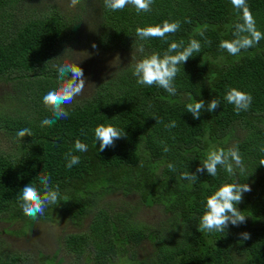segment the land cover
Masks as SVG:
<instances>
[{"label":"trees","instance_id":"trees-1","mask_svg":"<svg viewBox=\"0 0 264 264\" xmlns=\"http://www.w3.org/2000/svg\"><path fill=\"white\" fill-rule=\"evenodd\" d=\"M37 1L0 0V221L19 223L0 230V264H264V0H154L140 13L132 5L111 11L104 0H79L74 7L70 0L61 6L44 0L37 10ZM165 21H180L179 30L137 37V28ZM253 30L261 34L258 42ZM244 38L252 46L236 55L220 47ZM191 40L201 49L178 65L176 95L137 83L138 61ZM63 55L81 57L97 79L89 73L91 91L65 106L67 119L41 127L52 113L40 88L52 84L49 75L57 77L53 65ZM232 88L252 95L247 111L237 114L224 99ZM214 98L220 107L202 110L200 120L187 113L188 103ZM172 121L176 126L169 129ZM101 123L125 131L126 138L99 152L94 130ZM24 128L31 136L18 137ZM77 139L86 152L75 151ZM221 148L238 149L243 173L235 165V176L222 166L215 177L206 169L196 173ZM69 152L80 157L71 169ZM182 173L198 179L190 183ZM42 174L61 195L33 221L18 196L27 183L41 188ZM237 180L251 186L238 207L246 222L222 233L197 231L207 197ZM115 196H136L139 204L116 203ZM147 209L158 210V225L142 214ZM38 225L60 232L46 245L23 248ZM245 232L251 238L242 241ZM7 235L22 241L21 248L6 247L1 236Z\"/></svg>","mask_w":264,"mask_h":264},{"label":"clouds","instance_id":"clouds-1","mask_svg":"<svg viewBox=\"0 0 264 264\" xmlns=\"http://www.w3.org/2000/svg\"><path fill=\"white\" fill-rule=\"evenodd\" d=\"M154 0H104L105 7L111 11H118L124 9L128 5L135 7L138 13L149 12ZM71 6H76L79 0H70ZM56 5V4H55ZM59 2L56 6H61ZM35 9L40 10L44 7L34 6ZM248 26L251 27V19H248ZM180 28V21L168 22L165 21L163 25L148 26L144 28H137L136 35L140 39L148 38H164L166 35L175 33ZM253 37L258 42L261 38L259 32L253 30ZM253 41L247 38L236 40L233 42H222L220 47L227 49L232 54H238L242 49L252 46ZM95 48L96 46L93 45ZM201 44L197 40H191L185 47L182 44L172 43L167 51L161 57L159 54H152L143 58L135 64L133 75L137 78V83L141 86L156 85L164 89L169 95H176L177 89L174 84L175 77L179 72L178 65L185 64L189 58L193 57V53H199ZM143 51V48L140 49ZM175 53V54H173ZM81 57L73 58L70 56H62V59L57 61L53 68L56 76L49 75L53 82L48 84L45 88H40V100L52 113L51 117L45 118L41 121V127H51L57 120L67 119L69 111L66 110V105L78 99L82 93L85 84L88 86V93L91 91L92 83L88 82L89 73L97 79L93 74L94 67L88 64L89 73L85 66L82 65ZM87 72V73H86ZM189 99L191 97L189 96ZM224 99L227 103L234 106L237 114L241 111H247L253 102V97L250 93L232 88L226 93ZM220 107V101L212 99L206 104L204 100L196 101L195 103H188L186 105L187 113H190L196 120H200L201 111L214 112ZM158 121V120H157ZM160 123V121H158ZM176 126L175 121L167 124L169 129ZM31 136V130L28 128L21 129L17 132L18 137ZM94 136L97 143H99V152L105 151L109 147L115 146V141L126 138L127 133L121 131L114 126L99 124L94 130ZM74 149L77 152H86L88 146L82 143L79 139L75 141ZM164 152L167 153L169 148L164 147ZM264 151V148H261ZM68 161L67 167L71 169L74 165L80 163V157L74 155L72 152L66 154ZM234 165L243 173V160L239 154L238 149L229 148L225 151L223 148L211 151L203 163L196 169V173H204L211 177L217 175L218 166L224 167L225 171L235 176ZM260 165L264 166V159L260 161ZM170 170H175L173 164H168ZM196 173H182L181 179L195 183L198 179ZM41 188H37L35 182H30L24 185L19 192L18 199L21 201L20 207L26 217L33 221L37 220L38 216H43L45 209L51 205H56L60 199L59 185L55 188L51 184V177L49 175H40L38 177ZM251 192V186L241 184L238 180L231 184L222 185L216 192L207 197L204 214L200 218L197 226V231L204 232H224L227 230L229 224L239 226L246 222V217L238 210V207L244 203V200ZM64 200L68 202L67 197ZM242 241L251 238L250 233L240 234ZM9 246V244H8Z\"/></svg>","mask_w":264,"mask_h":264},{"label":"rangeland","instance_id":"rangeland-1","mask_svg":"<svg viewBox=\"0 0 264 264\" xmlns=\"http://www.w3.org/2000/svg\"><path fill=\"white\" fill-rule=\"evenodd\" d=\"M44 0H38L37 2L33 3V6H41L44 7L46 5H39L40 2H42ZM61 0H52V2H54L56 5L59 4ZM2 93V90L0 89V94ZM88 93V86L85 84V87L82 91V93L78 96V98L80 96H83L84 94ZM122 199L119 196H115L113 198V202L119 203V201H121ZM132 200V201H130ZM122 201H128L127 203L129 204H139L137 197L136 196H131L128 198H124ZM128 206V205H127ZM142 214L149 220V223L153 226L158 225L159 223V212L157 209H147V210H143ZM8 227L9 230H15L19 227V223H14L12 226H10V224L6 223V222H1L0 221V230L2 228ZM48 228V229H46ZM50 229V230H49ZM35 230V234L33 235L32 241L30 242H23V248L28 249L30 247V244H32V247L35 248L39 245H46L45 243H47L52 237H54V235L56 236V234H59V230L52 227V226H46V225H38L37 228L34 229ZM204 233H209V232H204ZM219 232H211V234H216ZM4 239V244H9V243H13L14 248H21V243L22 241H19L15 236L13 235H7V236H1ZM53 240V239H52ZM52 240H50L49 242H51ZM48 242V243H49ZM6 247H8V245H6ZM63 256V254H62Z\"/></svg>","mask_w":264,"mask_h":264}]
</instances>
